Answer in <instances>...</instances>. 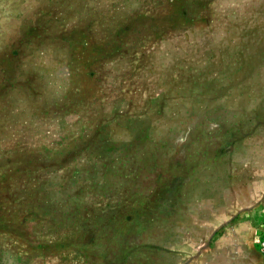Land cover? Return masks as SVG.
<instances>
[{
  "label": "rangeland",
  "instance_id": "obj_1",
  "mask_svg": "<svg viewBox=\"0 0 264 264\" xmlns=\"http://www.w3.org/2000/svg\"><path fill=\"white\" fill-rule=\"evenodd\" d=\"M0 36V264H264V0H29Z\"/></svg>",
  "mask_w": 264,
  "mask_h": 264
},
{
  "label": "clouds",
  "instance_id": "obj_2",
  "mask_svg": "<svg viewBox=\"0 0 264 264\" xmlns=\"http://www.w3.org/2000/svg\"><path fill=\"white\" fill-rule=\"evenodd\" d=\"M28 8L29 0H0V36L13 37L21 27V15Z\"/></svg>",
  "mask_w": 264,
  "mask_h": 264
}]
</instances>
